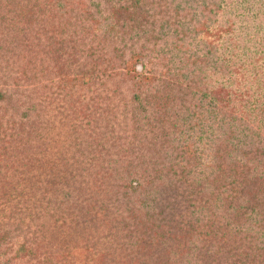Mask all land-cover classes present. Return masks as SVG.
<instances>
[{
  "label": "trees",
  "instance_id": "1",
  "mask_svg": "<svg viewBox=\"0 0 264 264\" xmlns=\"http://www.w3.org/2000/svg\"><path fill=\"white\" fill-rule=\"evenodd\" d=\"M196 3L0 0V264H264L255 153L223 142L203 154L213 125L193 137L195 123L170 115L189 116L195 84L159 40L176 49ZM221 21L193 30L212 37ZM213 49L198 47L182 76L200 83L206 54L222 60ZM113 75L131 86L123 112L82 103L85 83Z\"/></svg>",
  "mask_w": 264,
  "mask_h": 264
},
{
  "label": "rangeland",
  "instance_id": "2",
  "mask_svg": "<svg viewBox=\"0 0 264 264\" xmlns=\"http://www.w3.org/2000/svg\"><path fill=\"white\" fill-rule=\"evenodd\" d=\"M196 1V4H188L187 15L181 12L184 22L189 25L185 24L183 38L175 42L176 49L170 48L171 34L159 40L163 45L159 57H164L167 65L171 61L170 66L175 68L180 83H187L189 86L195 84L192 87L194 106L189 107V116L181 113L183 109L180 104L183 102L179 100V94L175 95V101H178L180 107L173 106L175 108L170 115L180 113L186 119L185 123H195L193 137L199 134L200 127L207 129L210 124L213 125L217 133L200 145L203 154L211 153L212 149L221 150L219 146L223 142L230 147L233 155L240 158L242 153L246 157H252L254 152L255 163L258 164L254 174L259 186L264 188V0H224L225 5L218 11V15L208 9H199L200 0ZM203 1L211 3L215 0ZM210 8L215 9L211 4ZM214 17H220L222 21L212 29V37L209 33L193 30L199 29L197 27L208 18L211 20ZM221 24H225L227 28L223 29ZM140 42L141 40L138 43ZM209 45L214 47L213 51L222 60L218 61L216 56L206 54L209 59L207 64L195 68V75L200 83L190 82L188 79L191 76H182L186 73L185 63L194 59L190 55L198 47L201 51H206ZM149 56L151 54H147V58ZM137 68L142 71L141 66ZM157 69L161 70V66ZM78 92L83 104H87L88 97L94 95L100 107H114L120 114L124 111V101L129 100L131 95V86L123 78L113 75L85 83ZM200 92H207L203 99L206 104L197 100ZM106 95L110 96L111 101L105 100ZM75 100L78 101V96ZM63 107L74 106L64 104ZM216 118H223L224 122L219 124L218 120H214ZM250 149L252 152L248 153ZM249 183L247 188H255L254 178ZM176 208L177 206L174 207Z\"/></svg>",
  "mask_w": 264,
  "mask_h": 264
}]
</instances>
